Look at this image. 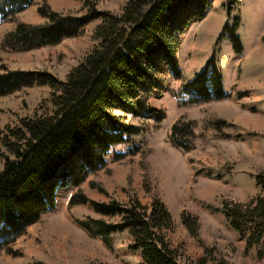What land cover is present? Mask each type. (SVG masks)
<instances>
[{
    "label": "rangeland",
    "instance_id": "obj_1",
    "mask_svg": "<svg viewBox=\"0 0 264 264\" xmlns=\"http://www.w3.org/2000/svg\"><path fill=\"white\" fill-rule=\"evenodd\" d=\"M128 1L34 0L14 19L0 21V76L47 73L63 81L96 45L100 20L55 45L12 48L5 39L19 24L47 23L41 9L81 16L89 3L98 12L116 14ZM229 3L211 0L206 6L195 0L175 18L170 35L177 39L179 74L162 52L151 58V83L140 91L148 109L128 121L140 134L113 147L97 172L82 171L81 159L74 157L75 174L58 190L54 210L12 244L13 254L0 250V264H143L142 252L128 249L134 240L127 231L112 232L105 240L83 223H120V217L102 214L96 206L125 208L138 201L150 211L155 200L172 217L162 235L183 264H264V242L247 251L246 239L223 214L226 202L246 206L264 197L256 185L264 172V0H241L232 10ZM236 24L239 47L230 30ZM212 58L226 97L203 101V95L186 89ZM51 95L49 86L33 84L0 97V173L9 157L2 143L7 130L35 116ZM75 194L86 203L70 206ZM184 214L195 219L192 230Z\"/></svg>",
    "mask_w": 264,
    "mask_h": 264
},
{
    "label": "trees",
    "instance_id": "obj_2",
    "mask_svg": "<svg viewBox=\"0 0 264 264\" xmlns=\"http://www.w3.org/2000/svg\"><path fill=\"white\" fill-rule=\"evenodd\" d=\"M33 1L0 0V21L14 19ZM193 1L129 0L116 14L98 12L88 3L81 16L48 14L41 9L48 18L46 24H19L7 35L5 41L12 48L28 51L58 44L80 34L88 24L101 21L93 37L96 45L65 80L47 73L13 72L0 76V97L33 84L52 89L51 98L35 116L20 120L19 127L9 128L2 138L9 157L4 158L0 173V250L13 254L12 244L44 213L54 210L58 190L67 187L75 174L70 165L74 157L81 159L82 171L97 172L107 165L106 157L113 147L128 144L140 134V129L128 121L129 115L143 116L148 109L140 91L151 83V58L162 52L173 72L179 74L173 46L177 39L170 30L175 18ZM200 1L206 6L211 2ZM229 1V10L241 2ZM237 24L230 30L232 40L237 42L234 46L239 47ZM214 64L210 59L186 89L203 95V101L226 97L222 76ZM78 183L76 178L74 184ZM256 185L264 191V172L257 177ZM86 201L75 194L69 205ZM96 208L121 221L83 223L88 231L105 240L112 232L127 231L134 240L128 249L141 251L143 264H183L162 235L163 229L171 228L172 217L161 201L155 200L150 211L138 201L125 208L115 204ZM223 214L231 228L246 239L247 251L263 245L264 197L258 196L246 206L226 202ZM182 218L192 230L195 219L191 222L186 214Z\"/></svg>",
    "mask_w": 264,
    "mask_h": 264
}]
</instances>
